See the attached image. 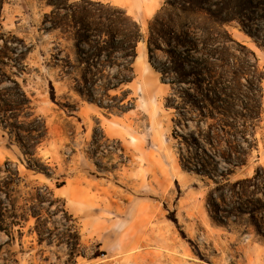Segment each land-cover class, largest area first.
Returning a JSON list of instances; mask_svg holds the SVG:
<instances>
[{
	"label": "rangeland",
	"instance_id": "374dc122",
	"mask_svg": "<svg viewBox=\"0 0 264 264\" xmlns=\"http://www.w3.org/2000/svg\"><path fill=\"white\" fill-rule=\"evenodd\" d=\"M0 189V264H264V0H0Z\"/></svg>",
	"mask_w": 264,
	"mask_h": 264
},
{
	"label": "crops",
	"instance_id": "0c3cea01",
	"mask_svg": "<svg viewBox=\"0 0 264 264\" xmlns=\"http://www.w3.org/2000/svg\"><path fill=\"white\" fill-rule=\"evenodd\" d=\"M108 3H112L113 5H117L123 8H128V5L131 4H136L137 0H102ZM144 68V67H143ZM148 69L146 68V71L144 69L139 70L140 72V76L145 79V80H152L153 84H156V78L154 76H149V74H147L146 72ZM128 117H123V118H117L118 120H124L127 119ZM115 121V123H118L119 121ZM108 134V136L111 137H118L116 135H114L115 131L114 130H105ZM144 161L146 163V165H144V169L147 171L145 172L146 174H154L155 172H158V168L156 166V163H168L167 159H165V157H156L153 156L151 157L150 155H146L145 154V158ZM167 168V167H166ZM164 169V167H163ZM168 170H170V168H167ZM166 169H164L165 171ZM167 172V171H165ZM164 172V173H165ZM176 174L182 178L183 181H185L186 183H193V180H191V178H188L186 175L183 174V171H176ZM61 188L56 189V191H60ZM145 226V222L141 217H138L134 222L131 223V225L129 226L130 229L129 230V236L128 238H125L124 236H119L118 237V243H119V248L124 249V250H128L134 247H138V246H142L144 245L143 240H142V231H141V226Z\"/></svg>",
	"mask_w": 264,
	"mask_h": 264
},
{
	"label": "trees",
	"instance_id": "16d2710c",
	"mask_svg": "<svg viewBox=\"0 0 264 264\" xmlns=\"http://www.w3.org/2000/svg\"><path fill=\"white\" fill-rule=\"evenodd\" d=\"M86 1H87V0H81L82 3H86ZM158 20H159L158 17H156L155 20H154V22H157ZM98 24H99V23H98ZM110 24H111V27H114V24H113V23H110ZM133 28H134V31H133L132 35L127 34V35H126V38H125V43H126V45L128 46V50H129V52H132L130 58H132L133 56L135 57V55H136V54H135L136 44H137L138 41L142 38V35H141V33H140V29H139V27H138L136 24L133 23ZM179 32H182V33L184 34V39H185V38H188V35H187L186 32L184 31V29H181V31H179ZM179 32H177V31H171V32H169V35L171 34L172 36H175L177 39H179ZM154 36H155L154 29H153L152 26H150V39H148V45H149V51H150V52H152L151 50H152V44H153ZM183 44H185L184 46H185V48H186L187 50H188V49H190V50H194V49H196V48H195V44H194V42H184V40H183ZM180 45H181V44H180ZM157 47H158V46H157ZM64 184H65V183H61V184H59V185L57 186V189L62 188V187L64 186ZM0 193H2V192H1V189H0ZM50 194H51V196H53L52 193H50ZM35 217H36V216H35ZM15 220H17L16 222H20L19 219H17V218H16ZM22 220H23V219H22ZM16 222H13V223H12V225H11L12 228H13L14 225L19 224V223H16ZM0 227H1V226H0ZM35 228L37 229L36 231H37V233H38V235H39L40 240L43 241V239H42V237H41V233L38 231L37 226H36ZM2 229H3V228H2ZM104 255H105V252H100V253L96 252V253H93V255H92V259H97V258H99V257H101V256H104ZM72 256H74V257H76V258H78V257H80V256L85 257L84 254H82L81 252H74V253L72 254ZM75 264H77L76 260H75Z\"/></svg>",
	"mask_w": 264,
	"mask_h": 264
}]
</instances>
